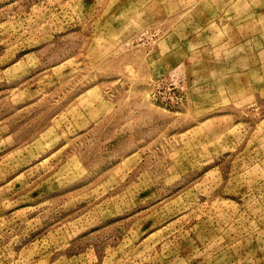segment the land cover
<instances>
[{"label": "rangeland", "instance_id": "obj_1", "mask_svg": "<svg viewBox=\"0 0 264 264\" xmlns=\"http://www.w3.org/2000/svg\"><path fill=\"white\" fill-rule=\"evenodd\" d=\"M0 264H264V0H0Z\"/></svg>", "mask_w": 264, "mask_h": 264}]
</instances>
